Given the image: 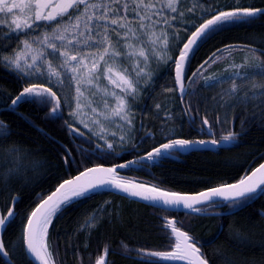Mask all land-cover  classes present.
Returning <instances> with one entry per match:
<instances>
[{
	"label": "trees",
	"instance_id": "16d2710c",
	"mask_svg": "<svg viewBox=\"0 0 264 264\" xmlns=\"http://www.w3.org/2000/svg\"><path fill=\"white\" fill-rule=\"evenodd\" d=\"M181 2L187 8H203L195 7L193 12L186 9L185 36L171 45L174 60L195 27L210 18L214 10L236 5L264 7V0ZM204 8L208 11L204 12ZM3 44L4 34L0 31V51L4 55L18 48L17 42L8 41L7 49ZM253 53L264 59V15H257L248 23L225 25L199 42L187 62L186 79L198 69L199 72L190 81L183 104L175 85V64L163 68L153 84L144 88L141 97L132 99L136 129L133 143L126 150L98 148L103 143L75 124L84 135L70 131L65 121L73 122L63 100V111L57 114L62 119L50 117L48 109L38 103L22 100L12 106L11 100L31 82L22 80L0 60V121L10 129V135L0 138V212L12 207L14 198L16 212L3 236L10 260L0 255V264H34L23 247L27 219L42 198L64 180L92 166L117 165L147 153L169 138H202V117L207 118L217 135L233 131L236 138L226 148L215 151L177 154L174 158L147 161V165L139 163L137 168L131 166L130 171H120L119 177L167 191L197 193L236 182L260 165L264 161V100L258 94L253 96L254 90L246 78L239 83L238 93L243 96L248 92L250 99L245 102H237L231 95L217 100L215 87H209L211 81L204 80L242 71L236 66L250 62ZM255 79L261 82L259 76ZM13 148L18 151L10 152ZM66 148L71 150L68 163L64 160L68 155ZM253 197L224 218L189 220L196 237L209 241L203 254L210 264H264V190ZM98 212L104 214L103 218H98L94 228L82 230L81 226ZM166 212L114 194L95 192L64 206L53 218L46 242L56 264H94L105 245L111 264H155L128 256H142L136 251L139 249H170L171 237L161 220ZM124 244L129 251H124Z\"/></svg>",
	"mask_w": 264,
	"mask_h": 264
},
{
	"label": "snow or ice",
	"instance_id": "6c2138e0",
	"mask_svg": "<svg viewBox=\"0 0 264 264\" xmlns=\"http://www.w3.org/2000/svg\"><path fill=\"white\" fill-rule=\"evenodd\" d=\"M182 6L181 0H0V31L4 34L3 47L8 48V41H16L20 45L19 49L13 48L10 55H4L0 51V60L4 62V67L14 71L22 80L43 77L46 80L54 79L56 84H62L65 80L74 83L76 85L74 107L69 115L79 119L85 128L89 126L81 119L85 115V108L97 117L118 118L131 128L132 117L128 97L135 99L140 79L145 82L151 81L150 62L153 58L157 61L171 59L166 56L169 47V26H172V22L178 17L185 15V12L180 11ZM195 7L203 8V5L187 8V11L193 12ZM203 10L207 12L208 8ZM257 15H264V7L230 6L226 9L214 10L210 19H205L195 27L183 44L178 60L172 61L176 67V80L178 90L182 94L181 99L188 91L181 75L182 65L188 62L190 54L195 51L199 42L225 25L248 23ZM37 29H47V31H41L39 36L32 39L27 38ZM33 45L38 47L34 48ZM236 68L242 71L233 72L232 75L246 78L248 86L254 90L253 96L258 94L264 100V59L253 53L250 62L237 65ZM198 72L199 69L192 75L196 76ZM101 75L121 90V95L104 92L105 96L110 95L114 98L115 104L110 107L107 99H101L99 104L103 105V111L92 107L97 101L90 97H94L96 92L89 91V95L86 96L82 91L84 86H87L88 90L95 88L97 91H103L96 83ZM257 76L261 78L259 83L255 79ZM216 79V77H204L206 83ZM208 86L214 85L209 83ZM239 90V86L233 83L229 95L237 102L250 99L248 92L240 96ZM22 100L46 107L50 117L63 118L57 117V114L63 111L62 99L52 87L28 83V86L23 87L11 100V105L15 106ZM156 107L159 108L160 105L157 104ZM92 122L100 125L98 118ZM65 125L78 136L84 135L74 123L65 121ZM202 126L211 127L207 118L202 117ZM104 131L106 130L101 126V132ZM8 135L10 129L0 121V138ZM96 135L103 138L101 133ZM112 135L115 137V133ZM236 136V133L229 132L223 140L232 141ZM124 139L123 136L119 137L121 143ZM197 142L206 143L204 140L169 138L166 143H161L148 151L146 156L137 157L135 160L114 167L86 168L74 178L64 180L55 192L42 198L41 203L31 212L24 228L23 247L36 264H56V259L46 242L48 228L53 218L73 199L85 197L100 188L111 187L144 200L160 201L168 206H183L195 213L204 211L195 205L212 201L213 197H223L235 202L250 198L258 189L264 190V164H260L250 175L236 184L211 188L198 196L166 192L154 186L130 183L118 178V168H127L144 160L155 161ZM211 143L218 144L220 141L212 140ZM97 147L113 149L114 145L106 142ZM9 151L18 150L13 148ZM65 151L68 155L64 160L68 163L72 159L71 150L66 148ZM14 204L15 198L12 207H6L0 212V254L4 256L8 255V251L2 234L14 222L13 218L16 216ZM95 218L96 214L89 217L85 225L81 226L82 230L95 227ZM168 223L170 233L174 234L172 238H179L180 242L175 244L172 251L147 252V254L171 260L189 259L190 264H209L205 254L197 247L198 241L194 242L187 232L177 228L175 220ZM122 247L125 252L129 251L126 244ZM136 251L138 255L146 253L145 249ZM108 254L109 248L105 245L102 255L97 258L95 264H108Z\"/></svg>",
	"mask_w": 264,
	"mask_h": 264
},
{
	"label": "rangeland",
	"instance_id": "374dc122",
	"mask_svg": "<svg viewBox=\"0 0 264 264\" xmlns=\"http://www.w3.org/2000/svg\"><path fill=\"white\" fill-rule=\"evenodd\" d=\"M182 7L180 8V11H183L186 13L187 5L182 3ZM172 15H178L177 13H172ZM188 27V21L185 19V15L183 17H178L176 21L172 22V26H169V47L167 49L166 56L170 57L171 59H167L166 61H157L156 58H153V60L150 62V72L152 75L151 81L145 82L143 79L139 80V86H138V94L135 98H140L143 94L144 88L150 86L153 84L155 79L157 78L158 73L168 66L172 61L174 60V57L171 52V45L173 43H177L179 40H183L185 36V32L187 31ZM41 31H47V29H40L35 32H32L29 34V39H32L36 36H39ZM174 37V38H173ZM20 45L18 44L19 49ZM33 47H38V45H33ZM102 51V49H101ZM11 53H7L5 55H10ZM49 59H52V57H48ZM4 63V62H3ZM55 63V61H54ZM118 63V62H117ZM131 71V69H129ZM217 79L215 81H211L212 84H214V89L216 90L215 98L217 100H221L223 96H228L229 92L232 88L233 83H235L237 86H239V83L243 82V79L241 76H233L230 75L228 77L220 76L216 77ZM30 82L37 83H45L46 85L52 87L61 99L63 100L64 106L69 111V113L72 111L74 107L73 97L75 96V87L76 85L74 83H70L69 81L65 80L62 84H56L55 80H46L45 78H31L29 80ZM96 83L99 85V89L103 91H97L95 88L88 90L87 86H84L82 88V91L85 92V95H89V91L96 92V95L94 97H90V99H94L97 101V103H94L92 107H97L99 110L103 111V105L99 104V101L101 99H107V102L109 106H114L115 100L112 96H105L104 92H115L117 95H121V90L119 88H116L114 85H112L106 78H104L103 75H101L100 79L96 81ZM129 104L131 107V117H132V126L131 128L127 127L126 124L123 121H120L118 118L111 117L110 119H105V116H95L91 111L88 110V108L84 109L85 115L81 117V119L84 120L85 123H88V128H85L83 124L80 123L79 119H75L71 117L72 122L80 126L83 130L88 132L91 136L98 139L103 144L112 143L114 145L113 149L120 150V149H126L128 148L134 140V133L136 129V113L134 111L133 105H132V98L128 97ZM67 101V102H65ZM105 115H110L108 113H105ZM99 119L100 125L94 124L92 121H95L96 119ZM101 126L106 130L104 132H101ZM101 133V136L103 138L98 137L96 134ZM113 133H115V137H113ZM123 136L124 142L121 143L119 140V137ZM103 209V208H102ZM95 218V225L98 220V218H103V215L98 212L96 214ZM94 228V227H93Z\"/></svg>",
	"mask_w": 264,
	"mask_h": 264
},
{
	"label": "water",
	"instance_id": "95a60500",
	"mask_svg": "<svg viewBox=\"0 0 264 264\" xmlns=\"http://www.w3.org/2000/svg\"><path fill=\"white\" fill-rule=\"evenodd\" d=\"M190 37V36H189ZM183 47V46H182ZM178 57H179V55H178ZM178 57H177V60H178ZM186 66H187V63H185V64H183L182 65V69H181V75L183 76V78H184V81H185V88L188 90L189 89V82L191 81V78L189 79V80H186ZM176 76H177V73H176V67H175V69H174V77H175V85H176V89H177V91H178V95H179V97H181V93L179 92V90H178V85H177V80H176ZM187 93H188V91H186L184 94H183V99H182V101L184 100V98L186 97V95H187ZM13 106V105H12ZM205 128L209 131V133H210V135H213V132H212V130L210 129V127H208V126H205ZM180 139H183V138H180ZM197 141H199V140H197ZM204 141H206V143H204V144H200V143H194V144H192L191 146H189V147H187V148H185V149H183V150H181V151H178V153H180V154H182V155H186V154H189V153H191V152H195V151H201V150H209V151H215V150H217L218 148H226L228 145H229V142L230 141H220V143H218V144H213V143H211V141L212 140H204ZM146 156V155H145ZM166 157H168V158H174L175 157V155H170V156H166ZM137 159V158H136ZM135 160V159H134ZM157 160V159H156ZM155 160V161H156ZM145 161H147V160H144V161H141V163L142 162H145ZM126 163V162H125ZM123 164V163H122ZM261 164H264V161L261 163ZM101 166H103V167H105V168H109V167H114V166H106V165H101ZM116 166V165H115ZM131 166H135V164H132V165H130L129 167H127V168H118L117 169V172H118V178L119 179H121L120 177H119V172L120 171H123V170H126V169H128V168H130ZM94 167H98V166H93V167H90V168H94ZM259 167V165L256 167V168H258ZM256 168H254L253 170H255ZM252 170V171H253ZM251 171V172H252ZM251 172L249 173V174H247L245 177H243V178H241V179H244V178H246L248 175H250L251 174ZM77 175H79V174H77ZM77 175H75V176H77ZM74 176V177H75ZM74 177H72V178H74ZM72 178H69V179H72ZM240 179V180H241ZM68 180V179H67ZM122 180V179H121ZM240 180H238V181H236V182H233V183H229V184H236V183H238ZM124 181V180H123ZM126 182H129V181H126ZM130 183H135V184H140V183H137V182H130ZM61 184V183H60ZM59 184V185H60ZM229 184H225V185H229ZM58 185V186H59ZM225 185H221V186H217V187H222V186H225ZM58 186L49 194V195H51L53 192H55L56 191V189L58 188ZM146 186H148V185H146ZM149 187H153V186H149ZM217 187H214V188H217ZM211 189V188H210ZM161 190H163V191H166V192H171V193H178V192H172V191H167V190H164V189H161ZM209 189H206V190H203V191H201V192H197V193H178V194H181V195H187V196H198L200 193H202V192H207ZM261 191V189H258L254 194H252L251 196H253V195H255V194H258L259 192ZM95 192H106V193H110V194H115V195H118V196H120V197H123V198H126V199H128V200H131V201H134V202H138V203H140V204H143V205H147V206H150V207H154V208H157V209H161V210H167V211H173V212H182V213H187V214H194V215H201V214H203V215H208V214H211V213H203V212H200V213H195V212H193L191 209H188V208H185V207H183V206H179V207H176V206H168V205H164L162 202H160V201H151V200H144V199H142V198H139V197H133V196H130L129 194H127V193H124V192H122V191H120V190H117V189H114V188H111V187H106V188H100V189H97V190H95V191H93V192H90V193H88V194H91V193H95ZM87 194V195H88ZM48 195V196H49ZM47 197V196H46ZM45 197V198H46ZM76 199H78V198H76ZM76 199H73L72 201H74V200H76ZM239 200H241V199H239ZM217 202H226V203H230V202H233L232 200H227V199H225V198H223V197H213V199H212V201H208V202H205V203H203V204H198V205H195V207H201V206H204V205H207V204H210V203H217ZM40 203H41V201H40ZM39 203V204H40ZM38 204V205H39ZM37 205V206H38ZM37 206L35 207V209L37 208ZM34 209V210H35ZM33 210V211H34ZM224 214H226V213H224ZM262 215L264 216V212L262 213ZM172 220H175V222L177 221L176 219H165V222L168 224V228L170 229V224L168 223V222H170V221H172ZM175 226H176V224H175ZM181 230V229H180ZM182 231V230H181ZM185 232V231H184ZM3 234H4V232H3ZM3 234H2V238H3ZM174 234H172V236H173ZM175 241H176V243H178V242H180L179 241V238H175ZM175 248V247H174ZM174 250V249H173ZM25 251H26V254L28 255V257H29V259L34 263V264H36V261L35 260H33L32 259V257H31V255L30 254H28L27 253V250L25 249ZM2 255V254H1ZM3 257H5V259L7 260V261H9L10 259H9V255H7V256H4L3 255ZM108 259H109V254H108V257H107V262H108ZM162 263H172V264H190V260L189 259H183V260H171V259H164V258H160L159 259Z\"/></svg>",
	"mask_w": 264,
	"mask_h": 264
},
{
	"label": "flooded vegetation",
	"instance_id": "af4514ba",
	"mask_svg": "<svg viewBox=\"0 0 264 264\" xmlns=\"http://www.w3.org/2000/svg\"><path fill=\"white\" fill-rule=\"evenodd\" d=\"M37 30H40V29H37ZM13 42L15 43L16 41H13ZM230 132H233V131H230ZM228 133L229 132H224V133H221V134L217 135L215 133V131H214L213 135H210V133L207 130H205V133H202L203 137L202 138H198V139H200V140L223 141V137L228 135ZM233 133H235V132H233ZM124 150H126V149H124ZM145 154L146 153H141V154H139L137 156H133L132 158H129L128 160H123L122 162H120L118 164H122V163H124L126 161H129V160H134L137 157H140V156L145 155ZM138 164H135V166L132 167L131 169L137 168ZM142 165H147V164L144 163ZM131 169L129 168V169H127V171H130ZM252 198H254V197H250V198H247V199H242V200H239V201H236V202H233V203H227L226 204V203H222V202H217V203H210V204L201 206L200 208L204 209V211H201V212H203V213H211V214H208V215H191V214L182 213V212H166L164 215H162L161 220H162L163 227L169 232V235L171 237L169 251H171V249L172 250L174 249L173 247H175L174 245L176 244V241H174V239L172 238V234L170 233V229L168 228V224L165 222V219H176L177 220L176 221V227L181 229L182 231L187 232L189 234V236H191L193 238L194 242L198 241L197 247H199L201 249V251L203 252L204 247H206L205 245L209 241H205V240H202V239L196 237L195 229L189 224V220L194 219V218H213V217L224 218L227 215H229L227 212L235 211L237 209H240L241 207H243L245 205V203L248 201V199L250 200ZM126 200H128V199H126ZM128 201H131V200H128ZM224 213H226V214H224ZM160 216H161V214H160ZM1 256H3V255H1ZM128 257L133 258L135 260H140V261H145V262L147 261V262H151V263H155V264H167V263L159 262L158 261V257L149 256L147 254V252H146V254H142V256H128ZM110 261L111 260H110V256H109V263L108 264H111ZM168 264H170V263H168Z\"/></svg>",
	"mask_w": 264,
	"mask_h": 264
},
{
	"label": "bare ground",
	"instance_id": "6f19581e",
	"mask_svg": "<svg viewBox=\"0 0 264 264\" xmlns=\"http://www.w3.org/2000/svg\"><path fill=\"white\" fill-rule=\"evenodd\" d=\"M193 120H194V118H193ZM214 188V187H213ZM210 189V188H209ZM223 203H226V202H223ZM227 204V203H226ZM159 210H161V209H159ZM162 211H167V210H162ZM168 212H173V211H168ZM1 255V254H0Z\"/></svg>",
	"mask_w": 264,
	"mask_h": 264
}]
</instances>
